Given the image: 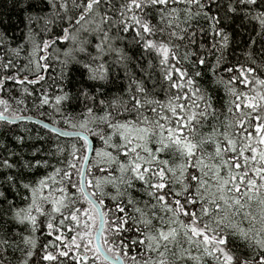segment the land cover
<instances>
[{"label": "snow or ice", "instance_id": "snow-or-ice-1", "mask_svg": "<svg viewBox=\"0 0 264 264\" xmlns=\"http://www.w3.org/2000/svg\"><path fill=\"white\" fill-rule=\"evenodd\" d=\"M9 3L0 264H264V0Z\"/></svg>", "mask_w": 264, "mask_h": 264}, {"label": "trees", "instance_id": "trees-1", "mask_svg": "<svg viewBox=\"0 0 264 264\" xmlns=\"http://www.w3.org/2000/svg\"><path fill=\"white\" fill-rule=\"evenodd\" d=\"M22 20V14L21 12H19L18 10L12 8L10 6L9 0H0V32H4L9 36H13L15 39H19V35L20 32L19 30L22 29L23 25L21 23ZM251 27L252 25L249 24L248 25V31H251ZM247 38L246 33H245V39ZM238 39V38H237ZM235 46V45H234ZM242 43L240 45V47H242ZM239 52V49H238ZM230 59H235V57L231 56L230 54ZM242 59V57H241ZM154 75H156V77L158 78V72L154 73ZM84 81L81 80L79 74H77V76L75 77L74 81H73V85H71L70 87L72 88L73 91H75V85H77L78 83H82ZM86 83V82H85ZM37 88H39V86H36ZM45 87H47V85H45ZM49 93L54 94L55 93V88L49 89ZM18 95V93H17ZM35 97H38L40 95L39 91L34 92L33 94ZM222 95V93H221ZM158 97L163 99L164 98V94L163 92H159L158 93ZM52 103H54V100L52 101ZM27 105L28 108L27 110H25L23 113H19L21 115L24 116H32L35 118H39L42 119L44 121H47L49 123L52 124L51 120L48 117V113L52 112V109L49 106H44V108L37 110L35 107V104L33 103V97H29L27 99ZM82 108V104H80L79 102L73 100L70 104H66L65 105V111L67 112H79ZM23 127L25 128H31L33 130V136L35 137V133L36 132H40L42 135H49V133H47V131L40 125L38 124H34V123H29V122H23ZM57 127L63 128L65 130L68 131H73L71 128H68L66 125L63 124V122H61L59 125H57ZM54 139V137H53ZM63 139V138H61ZM38 144H43V141H38ZM43 170H41L42 172ZM37 235H41V233H37ZM50 239L49 237H42L41 238V244H43L44 242H46V240Z\"/></svg>", "mask_w": 264, "mask_h": 264}, {"label": "water", "instance_id": "water-1", "mask_svg": "<svg viewBox=\"0 0 264 264\" xmlns=\"http://www.w3.org/2000/svg\"><path fill=\"white\" fill-rule=\"evenodd\" d=\"M27 117H30V120H26V121H24V122H29V123L38 124V125H40V126H42V127H43L44 124H48V125H49V128L52 127V124L49 123V122H47V121H44V120H42V119L35 118V117H32V116H27ZM59 128H60V127H59ZM66 131H68V130H66ZM69 132H71V131H69Z\"/></svg>", "mask_w": 264, "mask_h": 264}]
</instances>
